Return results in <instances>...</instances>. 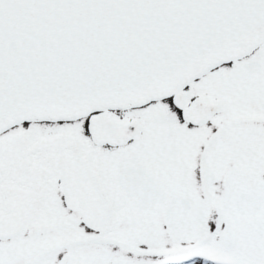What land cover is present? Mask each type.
<instances>
[{
	"label": "snow or ice",
	"instance_id": "1",
	"mask_svg": "<svg viewBox=\"0 0 264 264\" xmlns=\"http://www.w3.org/2000/svg\"><path fill=\"white\" fill-rule=\"evenodd\" d=\"M0 264H264V0H0Z\"/></svg>",
	"mask_w": 264,
	"mask_h": 264
}]
</instances>
